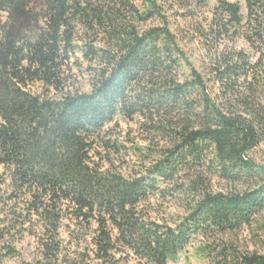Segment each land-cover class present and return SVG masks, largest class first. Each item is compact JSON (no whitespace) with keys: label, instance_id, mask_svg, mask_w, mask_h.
<instances>
[{"label":"trees","instance_id":"16d2710c","mask_svg":"<svg viewBox=\"0 0 264 264\" xmlns=\"http://www.w3.org/2000/svg\"><path fill=\"white\" fill-rule=\"evenodd\" d=\"M176 1L187 13L212 2L210 32L242 38L254 53L214 63L217 92L178 45L159 0L141 8L134 0H0V166L26 196L27 213L51 231L40 260L24 264H58L64 213L91 231L99 264L129 254L168 264L198 238L264 232V164L250 156L264 140V0H244V13L229 0ZM153 18L162 24L139 28ZM77 52L88 91L71 90L65 75ZM117 118L135 122L148 143L134 146L147 164L131 177L93 159L98 146L120 151L108 130ZM214 177L233 190L214 192ZM156 198L184 200V214L172 224L153 218L144 209ZM198 248L209 264H264V252L232 241Z\"/></svg>","mask_w":264,"mask_h":264},{"label":"rangeland","instance_id":"374dc122","mask_svg":"<svg viewBox=\"0 0 264 264\" xmlns=\"http://www.w3.org/2000/svg\"><path fill=\"white\" fill-rule=\"evenodd\" d=\"M162 13L167 17L168 28L174 34L178 45L184 51L189 62L207 80L212 92H217V87L212 82L214 63L236 50H243L250 57H254L253 51L242 39L230 40L227 37L217 40L210 32L212 26V2L207 8H198L192 13H187L185 7H181L176 0H159ZM238 2L244 9V0H229ZM141 8V0H134ZM161 20L153 18L139 24L140 29L160 25ZM69 68L65 69L68 77L69 88L73 91L89 90V74L87 63L79 52L70 59ZM185 76L187 72L185 71ZM259 88L263 91L264 86ZM32 91H40L37 83L30 85ZM261 95V94H260ZM264 95V94H263ZM264 102V96L261 99ZM109 135L117 140L120 151H106L97 147L93 154L94 161L126 177H131L140 172L146 161L134 153V146H146L145 135L141 133L135 122L117 118L114 123L108 125ZM250 156L260 164H264V140L250 153ZM214 192H227L233 190V185L217 177L211 183ZM26 196L13 191L9 175L0 166V264H24L33 263L41 258L40 242L51 238V231L45 230L42 222L35 215L27 213ZM184 200L154 199L144 211L157 220H165L172 224L178 216L184 214ZM29 215V216H28ZM260 218H258L259 220ZM264 220V215L261 217ZM214 240L232 241L238 247L246 251L264 252V232L257 226L243 227L237 232L215 237ZM213 239L198 238L185 252L168 264H209L199 251V242H212ZM56 241L60 242L58 264H99L94 258L91 244V231L79 227L72 219V215L64 213L58 228ZM6 244H11L15 251L7 254ZM116 258L124 256L117 253ZM113 264H139L131 255L120 257Z\"/></svg>","mask_w":264,"mask_h":264}]
</instances>
